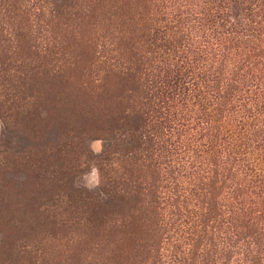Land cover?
I'll use <instances>...</instances> for the list:
<instances>
[{"label": "trees", "instance_id": "16d2710c", "mask_svg": "<svg viewBox=\"0 0 264 264\" xmlns=\"http://www.w3.org/2000/svg\"><path fill=\"white\" fill-rule=\"evenodd\" d=\"M156 11L180 51L166 66ZM82 28L88 38L76 50ZM75 114L106 142L94 157L97 187H75L68 165L50 173L37 165L48 175L46 190L64 191L31 207L21 182L29 146L14 157L0 152V224L9 236L54 239L59 231L66 238L80 228L77 260L93 250L87 264L112 257L161 264L160 195L179 149L193 152L199 167L188 190L196 210L183 264H264V0H0V119L21 127L31 145L27 137L41 134L34 145L48 156H83L81 140L77 151L57 142L60 125ZM168 123L179 132L172 143ZM11 195L19 198L14 208ZM176 211L178 219L184 204ZM34 243L2 242L0 252L14 255L9 264L36 261Z\"/></svg>", "mask_w": 264, "mask_h": 264}, {"label": "rangeland", "instance_id": "374dc122", "mask_svg": "<svg viewBox=\"0 0 264 264\" xmlns=\"http://www.w3.org/2000/svg\"><path fill=\"white\" fill-rule=\"evenodd\" d=\"M154 18H156V28L162 31L159 33V40L156 41L158 47V56L162 61L163 66L168 65L175 61V54L177 48L178 52V43L175 40H170L169 36L171 35V31L167 29L168 24L166 22H162L160 19L162 15L159 12H155ZM164 17V16H163ZM167 20V18H165ZM168 21V20H167ZM86 22V21H85ZM132 20L128 21L129 28H132ZM170 27V26H169ZM86 28H82L81 32H79L80 41L75 44L77 47L76 50H84V44L82 41H85L88 38V32ZM139 43V39H135ZM63 45L70 50L74 49V44L70 41V38L63 39ZM175 52V53H174ZM79 83L83 85V80H80ZM78 84L75 83L74 86ZM84 87V86H83ZM173 110L170 109V113ZM42 115V113H40ZM68 116L65 113L66 117ZM71 118H75L71 119ZM168 120H171L170 114L167 116ZM65 124L60 125V130L57 132V142L59 148H61L64 144H70L72 149L77 151L78 143L81 140L83 144V156L78 154L76 156L72 155L70 151H61L55 152L53 156H48L47 153L42 151V147L34 145L36 141H40L42 139L41 134H36L34 138L27 137L29 139L35 141L32 142V145L25 140V134L22 131V128L9 122H2L0 119V152H5L6 154L14 157V154L22 148V146H29L28 152L31 161L29 168L26 171L27 177L23 176L21 182H25L22 187L23 196L25 198H30L26 203L31 207L38 206L44 202L46 204L49 202L47 199H50L53 194L59 193L63 194L62 188L51 186L48 187L47 190L44 187L47 184L48 175L45 174V178L41 177L40 173H37L36 169L37 165H40L41 168L44 166L47 167L48 172L55 170L57 165L62 166H70L69 175L73 176L74 186L81 187L87 191H93L98 184V166L94 161V157L101 155L105 150H107L106 142L99 138L97 133L90 132V125L84 120L79 119L76 114L73 117H68L64 120ZM177 123L176 121H174ZM172 125V124H171ZM169 126V123L168 125ZM166 130V129H164ZM169 130L173 134L171 135V142H174V137H179V132L174 129V127L169 126ZM168 132V131H164ZM77 136L74 137V136ZM27 139V140H29ZM186 149V148H185ZM82 151V149L80 150ZM53 152V151H52ZM173 154V152H172ZM191 159L189 160V156L187 153L184 154L182 150L176 149L175 156L173 155L172 161L169 164L170 168L166 171V186L161 191V213L163 214L164 221L166 223L165 234L163 238V242L161 245V264H183V260H187V255L183 256L185 253L189 255L192 250L193 245V235H192V223L193 218L191 211H195L193 207V199L190 201L189 199V188L193 185L192 180L194 177L198 175V163L195 160V155L193 152L188 153ZM46 162V163H44ZM173 162V164H172ZM34 170V171H31ZM175 171V173L173 172ZM170 171L172 174H170ZM39 179H38V177ZM178 184L177 187L178 192L174 194L173 185ZM73 186V187H74ZM16 190L13 192L15 194ZM16 198L14 195H11V200L14 202L12 208H14L16 203ZM185 202H184V201ZM183 202V203H182ZM184 204L185 214L183 211L178 213V219H176V207L178 209L181 208V205ZM60 209L66 208V205L63 202H60ZM183 210V209H180ZM16 213L19 210H15ZM61 219L65 221L68 220L67 214H62ZM51 226H48L50 229ZM47 229V228H46ZM75 233L67 234L66 238H63L62 232L53 231L54 239H49L46 233L40 234H32L31 236L19 234L17 236H9L7 229L0 224V245L3 242L5 247H9L12 245L14 248H17V245L20 243L29 244V242L34 243L33 240H37L40 242V245L34 243V247L39 248L40 251L37 253L33 252V256L38 258L36 261L34 259H29L24 257V262L22 264H27L31 262L39 263L44 262L45 264H87L90 258H94V251L91 250V253L81 254L79 256V260L76 259L75 252L72 254L75 243H77L78 236L82 233L80 228L73 229ZM10 231V230H9ZM70 239V242H66ZM15 243V245L12 244ZM1 250V249H0ZM26 250L29 251V245L26 247ZM106 249H104L105 252ZM5 249L3 252H0V256L3 257L0 259V264H9L12 262V258L14 255L5 253ZM6 254V255H5ZM50 261V262H48ZM123 260H120L119 263L114 262V257L110 259L111 264H123ZM93 264V263H92Z\"/></svg>", "mask_w": 264, "mask_h": 264}]
</instances>
